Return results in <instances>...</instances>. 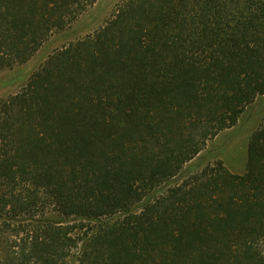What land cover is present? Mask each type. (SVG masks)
Masks as SVG:
<instances>
[{
  "label": "trees",
  "instance_id": "1",
  "mask_svg": "<svg viewBox=\"0 0 264 264\" xmlns=\"http://www.w3.org/2000/svg\"><path fill=\"white\" fill-rule=\"evenodd\" d=\"M96 1L0 0V69ZM261 94L264 0H124L0 98V264H264V124L180 174Z\"/></svg>",
  "mask_w": 264,
  "mask_h": 264
},
{
  "label": "rangeland",
  "instance_id": "2",
  "mask_svg": "<svg viewBox=\"0 0 264 264\" xmlns=\"http://www.w3.org/2000/svg\"><path fill=\"white\" fill-rule=\"evenodd\" d=\"M123 1L97 0L70 25L51 34L27 61L1 68L0 98L20 90L38 66L55 50L93 34ZM263 124L264 94H261L245 107L235 125L220 131L207 141L205 148L185 164L180 174L185 175L217 162L233 172L243 173L250 137Z\"/></svg>",
  "mask_w": 264,
  "mask_h": 264
}]
</instances>
